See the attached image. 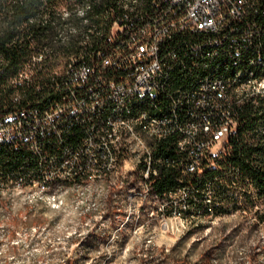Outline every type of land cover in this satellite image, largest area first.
<instances>
[{
  "label": "built area",
  "instance_id": "built-area-1",
  "mask_svg": "<svg viewBox=\"0 0 264 264\" xmlns=\"http://www.w3.org/2000/svg\"><path fill=\"white\" fill-rule=\"evenodd\" d=\"M131 1H139L138 12L119 9L120 17L104 18L94 42L78 44V55L42 43L10 80L17 89L0 108V141L14 139V147L0 157L14 159L15 167L0 164V188L33 182L53 189L56 174H64L66 186L95 185L94 173L107 168L106 199L118 202V176L131 161L130 174H140L135 203L143 205V190L160 179L143 171V142L133 147L121 136L104 137V130L146 115L165 136L169 169L163 176L171 173L175 182L158 193L160 221L191 225L198 203L211 207V220L224 216L231 210V135L244 124V106L262 101L264 78L242 81L208 72L200 87L192 86V78L197 66L218 57L264 59V0ZM73 7L72 0H44L43 6L63 23ZM35 65L45 66L42 76L31 71ZM213 79H220V90H213ZM136 96L149 97V105L126 114ZM181 103H189V113H179ZM101 144L111 147L113 162L101 159Z\"/></svg>",
  "mask_w": 264,
  "mask_h": 264
},
{
  "label": "rangeland",
  "instance_id": "rangeland-1",
  "mask_svg": "<svg viewBox=\"0 0 264 264\" xmlns=\"http://www.w3.org/2000/svg\"><path fill=\"white\" fill-rule=\"evenodd\" d=\"M132 170L125 161L118 202L106 199L111 187L96 178L95 185L56 186L57 207L1 191L0 264H264V220L256 215L264 214V203L244 211L231 199L219 219L166 225L155 204L128 199L140 178Z\"/></svg>",
  "mask_w": 264,
  "mask_h": 264
},
{
  "label": "bare ground",
  "instance_id": "bare-ground-1",
  "mask_svg": "<svg viewBox=\"0 0 264 264\" xmlns=\"http://www.w3.org/2000/svg\"><path fill=\"white\" fill-rule=\"evenodd\" d=\"M109 7H104V0H72V16L78 22L71 21L56 24L52 27L53 40L46 43L49 48L65 50L67 56H76L79 53V45L91 44L94 37L98 35V29L102 28L105 19L120 17V10L123 13L138 12L139 1L131 0H106ZM43 6L37 12H44ZM45 19V18H44ZM82 62H90V55H82ZM208 72H220V77L235 78L237 80L249 81L251 78H264V59L257 57L233 58V56L218 57L210 63H201L197 66V75H193L192 86L200 87L201 83H207ZM213 90H220V79L212 80ZM264 99V94H262ZM149 105V97L136 96L135 99H129L126 106V114H135L141 106ZM179 113H189V103L179 105ZM152 120H160V113H152ZM40 132H48V125H40ZM133 143V147H140V141L143 142V171L153 174L158 178L163 174V169H169L168 151L164 148L158 149L157 143L165 142V136L159 133V128L151 126L146 115H138L137 118L120 119V125H108V130H104V137H119ZM8 147H14V139H2L0 141V152H4ZM101 159L105 162H113V150L108 144H101ZM3 164L9 163L15 167L14 159H4ZM96 179H107V168H100L94 173ZM53 180L66 181L64 174L54 175ZM140 182V178L138 183ZM26 183V182H25ZM155 182L149 183V189L143 190V205L151 202L157 205L158 195L153 193L152 188ZM109 185L111 183L108 182ZM6 186V187H5ZM1 184L3 190H12L24 192L33 195L35 198H44L51 206H58L60 199L58 192L46 194L42 189L31 191L26 189L24 184ZM128 198L135 202V188ZM32 197V196H31ZM30 197V198H31ZM211 207H205V203H198L196 214L191 218V225L211 222ZM221 216H218V219Z\"/></svg>",
  "mask_w": 264,
  "mask_h": 264
},
{
  "label": "trees",
  "instance_id": "trees-1",
  "mask_svg": "<svg viewBox=\"0 0 264 264\" xmlns=\"http://www.w3.org/2000/svg\"><path fill=\"white\" fill-rule=\"evenodd\" d=\"M43 1L0 0V108L10 104L11 94L17 89L9 83L10 80L19 72L23 63L36 54V48L40 44L53 40L52 27L64 22L55 12H37L41 6H44ZM68 20L78 22L74 17ZM44 69L43 65H35L31 71L36 77H40L44 74ZM26 90L32 95L30 87ZM262 101L257 104L250 102L244 106L239 113L240 118L244 119V124L238 126L231 135V156L228 160L231 161L232 205L244 211L256 207L260 202L264 203V102ZM164 144V141L160 142L158 149H162ZM2 162L0 158L2 167L14 168L12 164L2 165ZM158 178L160 179L152 188L153 193L157 195L171 190L175 185L171 173H166L164 176L161 174ZM65 182L53 180V189L38 186L33 182H26L23 187L31 191L42 189L46 194H54L58 191L55 187ZM123 183V181L120 183V187ZM1 191L5 190L1 187ZM238 197L243 198L241 204ZM256 215L259 220H264V214Z\"/></svg>",
  "mask_w": 264,
  "mask_h": 264
}]
</instances>
